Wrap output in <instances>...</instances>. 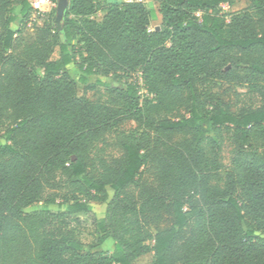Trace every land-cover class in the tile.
<instances>
[{
	"label": "trees",
	"instance_id": "trees-1",
	"mask_svg": "<svg viewBox=\"0 0 264 264\" xmlns=\"http://www.w3.org/2000/svg\"><path fill=\"white\" fill-rule=\"evenodd\" d=\"M151 1L157 31L142 1L69 0L60 24L53 7L26 42L11 24H26L27 0H0V264H134L147 253L151 264H264V0L227 13L236 0ZM92 76L105 101L77 94ZM218 82L258 105L230 109ZM126 120L136 128L119 129ZM93 202L106 203L103 217ZM162 213L170 224L152 233L145 221ZM78 229L112 251L87 250Z\"/></svg>",
	"mask_w": 264,
	"mask_h": 264
},
{
	"label": "rangeland",
	"instance_id": "rangeland-1",
	"mask_svg": "<svg viewBox=\"0 0 264 264\" xmlns=\"http://www.w3.org/2000/svg\"><path fill=\"white\" fill-rule=\"evenodd\" d=\"M142 1L147 8L153 9L154 17L150 21L149 27L153 30L156 26H160L161 16L158 12V6L151 0H140ZM101 5H105L107 0H100ZM250 5V0H236L235 4L229 6L227 4L221 5L222 12H231L236 10H242ZM55 6V4H54ZM18 6L15 8V12H18ZM99 17V14L96 15V18ZM19 21V22H18ZM16 23L11 24V28L13 29H20V33L18 36L22 38V40L29 42L32 41L40 29V26L43 23V19L39 20L38 22H33L30 26L24 25L20 23V19ZM58 49L56 48L52 57L55 58L57 56ZM69 74L74 78L78 79L80 75L79 70L77 69L76 65L70 64L68 68ZM138 75L132 76V80L136 81V84L141 87L142 83L141 80L137 77ZM102 80H106L105 78H101ZM140 92H143L141 88H139ZM213 90L217 93V95L229 106L230 109H238L241 107H249L258 105L259 99L256 95L249 94L246 91V88L240 85H235L232 83H224L218 82L214 85ZM77 94L79 96L85 97L90 101H105L107 99V90L103 85H100L95 82V77H89V81L86 83L77 82ZM119 129L124 131H132L136 128V124L132 120H126L122 124L118 126ZM113 143V135L108 134L106 136L105 141V154L106 156H116L118 154V150L112 145ZM232 142L229 139L228 135L224 134L222 144H221V151L220 157L221 162L223 165V169H226L230 165V157L232 155ZM90 168H95V166H90ZM141 180H145V182L152 184L154 182L153 175L150 169L143 168L140 176ZM109 198L112 196V192L108 191ZM93 209L95 210L97 216L99 218L103 217L105 213L106 203H98L93 202L91 203ZM55 205H51V210H56ZM170 216L166 213H162L157 216H149L147 217L145 223L146 226L150 229L153 233L157 229L164 228L170 224ZM188 231V230H187ZM186 231V233H187ZM75 236L78 240H80L83 244L86 245L87 250L91 251H106L111 252L113 249V241L111 239L106 240L99 246H94L95 244V233L91 230H81L78 229L75 231ZM93 245V248L91 246ZM28 251V245L26 243H22L19 245L18 249L15 250L14 257L17 259L23 258V256ZM1 242H0V257H1ZM152 260V253H147L143 256H140L134 261V264H151Z\"/></svg>",
	"mask_w": 264,
	"mask_h": 264
},
{
	"label": "built area",
	"instance_id": "built-area-1",
	"mask_svg": "<svg viewBox=\"0 0 264 264\" xmlns=\"http://www.w3.org/2000/svg\"><path fill=\"white\" fill-rule=\"evenodd\" d=\"M123 1H135V0H123ZM140 1V0H136ZM30 6V14L26 20L27 26H30L33 22H38L41 17L47 14L54 6L50 0H27Z\"/></svg>",
	"mask_w": 264,
	"mask_h": 264
},
{
	"label": "water",
	"instance_id": "water-1",
	"mask_svg": "<svg viewBox=\"0 0 264 264\" xmlns=\"http://www.w3.org/2000/svg\"><path fill=\"white\" fill-rule=\"evenodd\" d=\"M68 4H69V0H57L56 4H55V8H54V15H55V19L57 21L58 24L61 23L65 11L68 8ZM159 26H156L154 28V30H159Z\"/></svg>",
	"mask_w": 264,
	"mask_h": 264
},
{
	"label": "crops",
	"instance_id": "crops-1",
	"mask_svg": "<svg viewBox=\"0 0 264 264\" xmlns=\"http://www.w3.org/2000/svg\"><path fill=\"white\" fill-rule=\"evenodd\" d=\"M99 16H100V13H99ZM99 18V17H98ZM13 25H14V23H13ZM68 68H69V66H68Z\"/></svg>",
	"mask_w": 264,
	"mask_h": 264
}]
</instances>
